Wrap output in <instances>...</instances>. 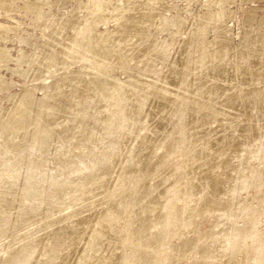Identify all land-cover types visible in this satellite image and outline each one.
Wrapping results in <instances>:
<instances>
[{"label":"rangeland","instance_id":"obj_1","mask_svg":"<svg viewBox=\"0 0 264 264\" xmlns=\"http://www.w3.org/2000/svg\"><path fill=\"white\" fill-rule=\"evenodd\" d=\"M0 264H264V0H0Z\"/></svg>","mask_w":264,"mask_h":264}]
</instances>
